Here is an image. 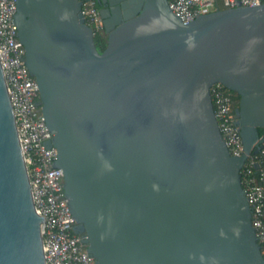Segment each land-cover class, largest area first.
<instances>
[{
    "label": "water",
    "instance_id": "95a60500",
    "mask_svg": "<svg viewBox=\"0 0 264 264\" xmlns=\"http://www.w3.org/2000/svg\"><path fill=\"white\" fill-rule=\"evenodd\" d=\"M83 1L15 0L14 21L87 253L95 264H264L240 183L264 140V2L184 24L167 0H95L99 53ZM215 85L239 97V158L218 130ZM43 222L0 67V264H45Z\"/></svg>",
    "mask_w": 264,
    "mask_h": 264
},
{
    "label": "built area",
    "instance_id": "2783aa9c",
    "mask_svg": "<svg viewBox=\"0 0 264 264\" xmlns=\"http://www.w3.org/2000/svg\"><path fill=\"white\" fill-rule=\"evenodd\" d=\"M264 0H167L168 8L182 23L200 15L237 7H255ZM15 0H0V67L10 101L20 151L29 180L36 215L43 217L41 231L45 264H95L75 234L72 216L63 190L62 170L55 167L56 150L39 107L38 86L26 68L25 50L14 21ZM81 13L93 36L101 34L102 19L94 0H84ZM214 117L229 154L241 157L243 148L230 97L215 85L210 90ZM240 183L251 213V226L264 256V140L254 156H246Z\"/></svg>",
    "mask_w": 264,
    "mask_h": 264
},
{
    "label": "trees",
    "instance_id": "16d2710c",
    "mask_svg": "<svg viewBox=\"0 0 264 264\" xmlns=\"http://www.w3.org/2000/svg\"><path fill=\"white\" fill-rule=\"evenodd\" d=\"M96 7L99 10V7L97 5H96ZM106 39H107V37H106L104 31L101 34L94 35V44H95V47L99 53H101L105 49ZM222 90L230 97V99L232 101V108L234 111L238 106L239 97L233 91L227 90L223 87H222ZM258 134L260 137H262L264 135V129H258Z\"/></svg>",
    "mask_w": 264,
    "mask_h": 264
},
{
    "label": "flooded vegetation",
    "instance_id": "af4514ba",
    "mask_svg": "<svg viewBox=\"0 0 264 264\" xmlns=\"http://www.w3.org/2000/svg\"><path fill=\"white\" fill-rule=\"evenodd\" d=\"M96 2V1H95ZM96 5H97V3H96ZM129 8H130V6H129ZM259 138H260V136H259ZM260 146V145H259ZM259 146H257V147H254L253 148V150H256L257 152H258V149H259ZM252 150V151H253ZM257 154V153H256ZM256 154H254V155H256ZM253 154H250L249 156H254Z\"/></svg>",
    "mask_w": 264,
    "mask_h": 264
}]
</instances>
